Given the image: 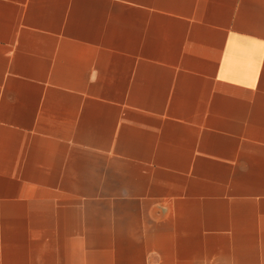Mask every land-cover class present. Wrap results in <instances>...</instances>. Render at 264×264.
<instances>
[{
    "label": "crops",
    "instance_id": "obj_1",
    "mask_svg": "<svg viewBox=\"0 0 264 264\" xmlns=\"http://www.w3.org/2000/svg\"><path fill=\"white\" fill-rule=\"evenodd\" d=\"M0 264H264V0H0Z\"/></svg>",
    "mask_w": 264,
    "mask_h": 264
}]
</instances>
